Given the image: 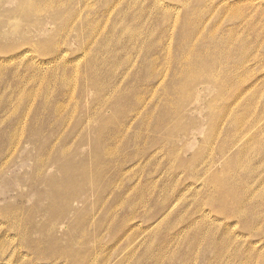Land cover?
<instances>
[{"label":"rangeland","instance_id":"rangeland-1","mask_svg":"<svg viewBox=\"0 0 264 264\" xmlns=\"http://www.w3.org/2000/svg\"><path fill=\"white\" fill-rule=\"evenodd\" d=\"M0 264H264V0H0Z\"/></svg>","mask_w":264,"mask_h":264},{"label":"bare ground","instance_id":"bare-ground-1","mask_svg":"<svg viewBox=\"0 0 264 264\" xmlns=\"http://www.w3.org/2000/svg\"><path fill=\"white\" fill-rule=\"evenodd\" d=\"M22 3H24V2H22ZM20 6H21V5H20ZM22 7H23V5H22ZM20 8H21V7H20ZM20 8H19V9H20ZM25 9H27V8H25ZM14 13H15V12H14ZM23 13H24V12H22V14H23ZM18 15H19V14H18ZM5 16H6V15H5ZM14 16H15V14H14ZM26 16H27V15H26ZM14 18H15V17H14ZM20 18H22V17H20ZM1 21H2V20H1ZM12 23H13V22H12ZM14 25H15V24H14ZM188 65H190V64H188ZM197 65H198V64H197ZM195 68H196V67H195ZM187 69H188V68H187ZM190 69H191V68H190ZM196 69H197V68H196ZM196 71H197V70H196ZM190 72H192V71L190 70ZM190 72H189V73H190ZM184 73H188V72H184ZM192 73H193V72H192ZM192 73H191V74H192ZM198 73H199V70H198ZM182 74H183V72H182ZM188 76H189V75H188ZM191 76H193V75H191ZM211 77H212V76H211ZM221 81H222V80H221ZM223 86H224V85H223ZM225 87H226V85H225ZM200 90H201V89H200ZM182 92H183V91H182ZM223 92L225 93V90H224ZM175 95H176V94H175ZM188 96H189V95H188ZM223 96H224V94H223ZM193 97H194V96H193ZM222 98H223V97H222ZM218 99H219V97H218ZM218 99H217V100H218ZM215 100H216V99H215ZM217 100H216V101H217ZM213 101H214V100H213ZM213 101H212V102H213ZM107 104H108V103H107ZM211 105H212V104H211ZM169 108H170V107H169ZM210 108H211V107H210ZM216 109H218V108H216ZM216 109H215V111H216ZM212 110H213V107H212ZM227 114H228V113H227ZM176 115H177V114H176ZM229 115H230V114H229ZM88 116H89V115H88ZM214 116H215V115H214ZM227 116H228V115H227ZM179 117H180V116H179ZM228 117H229V116H228ZM225 118H226V117H225ZM182 121H183V120H182ZM173 123H174V122H173ZM215 123H216V122H215ZM215 125H216V124H215ZM190 133H191V132H190ZM185 135H186V134H185ZM232 139H233V138H232ZM223 150H224V149H223ZM52 151H54V150H52ZM174 152H175V151H174ZM176 153H177V150H176L175 154H176ZM176 158H177V157H176ZM66 159H67V158H66ZM64 160H65V159H64ZM226 162H227V161H226ZM8 165H9V164H8ZM69 166H70V165H69ZM69 166H68V167H69ZM69 168H70V167H69ZM192 169H193V168H192ZM66 172H67V171H66ZM66 172H64V173H66ZM67 173H68V172H67ZM74 174H75V173H74ZM84 183H85V182H84ZM80 188H81V186H80ZM227 210H229V209H227ZM87 219H88V218H87ZM56 223H57V222H56ZM55 226H56V225H55ZM53 227H54V226H53ZM53 227H52V228H53ZM53 231H54V230H53ZM53 231H52V232H53ZM55 243H57V242H55ZM67 249H68V248H67ZM66 252H67V251H66ZM82 258H83V256H82ZM81 261H82V260H81Z\"/></svg>","mask_w":264,"mask_h":264}]
</instances>
